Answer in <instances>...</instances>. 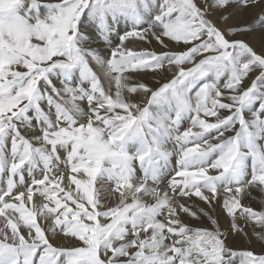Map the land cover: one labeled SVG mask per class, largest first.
Wrapping results in <instances>:
<instances>
[{"label":"snow or ice","instance_id":"1","mask_svg":"<svg viewBox=\"0 0 264 264\" xmlns=\"http://www.w3.org/2000/svg\"><path fill=\"white\" fill-rule=\"evenodd\" d=\"M253 191L264 0H0V264H264Z\"/></svg>","mask_w":264,"mask_h":264},{"label":"bare ground","instance_id":"2","mask_svg":"<svg viewBox=\"0 0 264 264\" xmlns=\"http://www.w3.org/2000/svg\"><path fill=\"white\" fill-rule=\"evenodd\" d=\"M251 42L256 46L258 49L260 47V41L258 37H250L249 38ZM136 48H155L157 50L156 42L153 41L151 44H147L144 42L137 41L134 45ZM107 50L105 49V55H107ZM96 67V66H95ZM97 71L101 76H103V73L100 72L99 68L96 67ZM136 80H139L141 82H154L152 74H137ZM197 201V200H196ZM194 201V202H196ZM243 203H245L248 206H251L257 210L264 211V194H261L257 191H253V194L250 197H247L243 200ZM206 207V206H205ZM216 217L219 219V223L222 228L226 229L229 225V220L225 217L223 211L219 206L216 207L214 213ZM188 218H186L187 220ZM206 223V222H205ZM247 231L249 233L250 242L249 240H245L241 237H236L232 240L231 246L237 249H246V248H252L256 250L257 252H261L264 250V242H261L259 239L256 238V236L253 234V228L247 227ZM61 241L57 240V243H60Z\"/></svg>","mask_w":264,"mask_h":264},{"label":"rangeland","instance_id":"3","mask_svg":"<svg viewBox=\"0 0 264 264\" xmlns=\"http://www.w3.org/2000/svg\"><path fill=\"white\" fill-rule=\"evenodd\" d=\"M152 49H155V48H152ZM156 50V49H155ZM157 51H159V48H158V46H157ZM94 70H96L97 71V69H96V67H95V65H94ZM98 72V71H97ZM98 74H99V72H98ZM140 74H143V73H140ZM149 74V73H148ZM151 74V73H150ZM197 199L195 198V197H193V202L194 201H196ZM245 204V203H244ZM246 205V204H245ZM246 206H248V205H246ZM205 207V205H203V202H201V201H196V202H194L193 203V208L194 209H198V208H204ZM253 208V207H252ZM254 210H257V209H255V208H253ZM222 210V209H221ZM257 211H260V210H257ZM188 219H190V218H188ZM202 219H204L205 220V222H207L206 221V218H202ZM248 227H252L253 228V226L252 225H249ZM246 249H248V248H246ZM250 249H252V248H250ZM252 250H254V249H252ZM254 251H256V250H254ZM257 252V251H256ZM259 253V252H258Z\"/></svg>","mask_w":264,"mask_h":264}]
</instances>
